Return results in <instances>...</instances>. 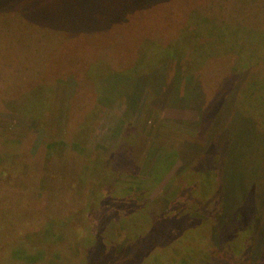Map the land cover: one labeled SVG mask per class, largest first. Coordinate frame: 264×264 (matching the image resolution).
<instances>
[{
  "label": "rangeland",
  "instance_id": "1",
  "mask_svg": "<svg viewBox=\"0 0 264 264\" xmlns=\"http://www.w3.org/2000/svg\"><path fill=\"white\" fill-rule=\"evenodd\" d=\"M150 1L106 0L109 28L0 0V264H215L223 239L264 264V0ZM94 95L74 151L56 124Z\"/></svg>",
  "mask_w": 264,
  "mask_h": 264
},
{
  "label": "trees",
  "instance_id": "2",
  "mask_svg": "<svg viewBox=\"0 0 264 264\" xmlns=\"http://www.w3.org/2000/svg\"><path fill=\"white\" fill-rule=\"evenodd\" d=\"M71 1H75V0H43L44 3V11L46 10H52L55 12H51L52 13V20L55 18V22L58 19V17H68L70 14V7L66 8L65 10L62 11V9H64L69 2ZM82 1V0H81ZM106 0H92V2H88V7H89V15L87 16L90 20L88 22V24L90 25V23L93 20H99L100 18H102L104 15L105 17H109L107 16V11H109L112 14H115V10L113 9H119L120 6H116V5H106ZM76 3H79V1H77ZM150 3L153 5V7L161 4L162 2L160 0H151ZM74 5V4H73ZM72 5V6H73ZM49 6V9H48ZM71 6V7H72ZM148 6V4H147ZM142 9H146L145 5L138 8V9H134L133 12H138L139 10ZM126 8L124 9L123 13L121 14V16L117 17V19L115 20L114 17L110 16L109 19V23H108V27H116V25H118L119 23H122L123 20H125L126 18H128V22L129 25L131 23V18H129L126 15ZM88 14V13H87ZM122 16H124V19L122 20ZM46 23V22H45ZM124 25V24H123ZM52 26V25H50ZM90 29V28H89ZM86 30V29H83ZM117 30L113 31L114 33H116ZM112 32V33H113ZM234 75V74H233ZM99 98V96L94 95L92 96V98H90V100H93V102L91 104L86 105L85 107H82V109H80L79 111H76V114L73 117H70L69 115H66V121H64L61 118V122L56 124L57 126L59 125H66V129L68 131V136L66 138V140H68V145L75 151L78 140L80 139H85L82 143L84 145L87 146V144H89L91 142V135L93 132H95V125L97 124V122L99 121L100 117L102 116L103 112L109 108H112V104H110L111 107L108 106H99L96 105V103L94 101H96ZM7 117L4 119V121H10V119H12L13 115H17L19 112L17 113H10V112H6ZM6 115V114H5ZM17 120L19 118V115L16 116ZM35 116H31L29 114H22V121H24L25 119L28 121L33 120L34 118H32ZM25 120V121H26ZM84 125V127H83ZM41 127H43V125H41ZM83 127V128H82ZM75 132H77L75 134ZM94 134V133H93ZM74 135H77L76 137ZM93 136V135H92ZM48 142V141H47ZM45 143L44 147L52 152V156L53 159L54 157H56L55 153L59 152V149H54V147L52 145H50L49 143ZM24 147V146H23ZM63 150V149H62ZM64 151V150H63ZM64 153V152H63ZM82 154V152H80ZM59 156V154H58ZM38 160H42L44 161V155L41 154L40 157H38ZM52 159V160H53ZM51 164V163H50ZM54 167L51 166V171L53 170ZM49 176V177H48ZM47 177L50 179L53 175H48ZM66 183H69L70 180H68V182L65 180ZM218 182L217 177L214 179V183L216 184ZM117 184H120L119 182H117ZM122 184V182H121ZM217 213H221L222 211V204L221 201L219 203H217ZM113 216L116 215L117 217V221H116V226L117 228H119L120 230L124 231L126 230L125 226H126V221L124 222L125 218H123L125 216V211L123 209H120L121 214H117L116 210H113ZM231 218H233L235 220V222L233 224L234 230H229L227 232V229L225 226L223 229L219 227V231L221 234V239H223L222 234L227 233L229 234L231 232V237L238 234L243 228L245 229L247 227L248 224V220L244 219L243 217V212L242 211H238L235 214H233L231 216ZM216 214H213L212 216H209V222H211L212 224L216 223ZM121 221V222H120ZM230 237V238H231ZM175 240L170 242L171 246L176 245L177 242H174ZM224 241V246H216L215 248L213 246H210V244H207L206 248L204 250H207L209 253V257H211V261H214L215 264H223L225 262L224 259H226L227 257H230L232 259V261L234 262V264H248L246 263V261L248 260L249 256H247V252L242 254V248H235L234 246L227 244V241ZM174 243V244H173ZM198 247H202L203 245H197ZM194 247V246H193ZM212 248V249H211ZM168 248H164L161 249L160 251L162 253H165L166 250ZM237 261V262H236Z\"/></svg>",
  "mask_w": 264,
  "mask_h": 264
}]
</instances>
